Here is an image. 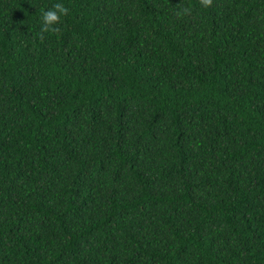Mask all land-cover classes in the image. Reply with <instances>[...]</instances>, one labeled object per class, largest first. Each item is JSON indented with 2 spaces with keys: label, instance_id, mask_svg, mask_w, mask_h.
Masks as SVG:
<instances>
[{
  "label": "trees",
  "instance_id": "obj_1",
  "mask_svg": "<svg viewBox=\"0 0 264 264\" xmlns=\"http://www.w3.org/2000/svg\"><path fill=\"white\" fill-rule=\"evenodd\" d=\"M55 2L0 0V264H264V0Z\"/></svg>",
  "mask_w": 264,
  "mask_h": 264
},
{
  "label": "clouds",
  "instance_id": "obj_2",
  "mask_svg": "<svg viewBox=\"0 0 264 264\" xmlns=\"http://www.w3.org/2000/svg\"><path fill=\"white\" fill-rule=\"evenodd\" d=\"M206 2H210V0H206ZM190 11V8L183 7L177 14H190ZM41 12L42 15L40 19L42 30L55 32L58 31L57 22L61 20L62 16L68 14L69 9L62 0H56L50 8L42 9Z\"/></svg>",
  "mask_w": 264,
  "mask_h": 264
}]
</instances>
